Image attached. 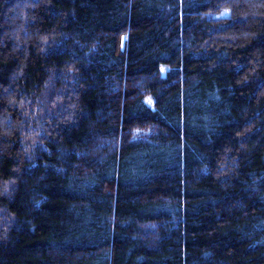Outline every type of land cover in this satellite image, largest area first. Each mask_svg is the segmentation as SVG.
I'll return each mask as SVG.
<instances>
[{
  "label": "trees",
  "instance_id": "obj_1",
  "mask_svg": "<svg viewBox=\"0 0 264 264\" xmlns=\"http://www.w3.org/2000/svg\"><path fill=\"white\" fill-rule=\"evenodd\" d=\"M0 264H264V0H0Z\"/></svg>",
  "mask_w": 264,
  "mask_h": 264
},
{
  "label": "water",
  "instance_id": "obj_2",
  "mask_svg": "<svg viewBox=\"0 0 264 264\" xmlns=\"http://www.w3.org/2000/svg\"><path fill=\"white\" fill-rule=\"evenodd\" d=\"M121 48H122V49L124 48V39H122V42H121Z\"/></svg>",
  "mask_w": 264,
  "mask_h": 264
},
{
  "label": "snow or ice",
  "instance_id": "obj_3",
  "mask_svg": "<svg viewBox=\"0 0 264 264\" xmlns=\"http://www.w3.org/2000/svg\"><path fill=\"white\" fill-rule=\"evenodd\" d=\"M150 102V101H149Z\"/></svg>",
  "mask_w": 264,
  "mask_h": 264
}]
</instances>
